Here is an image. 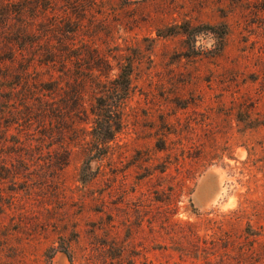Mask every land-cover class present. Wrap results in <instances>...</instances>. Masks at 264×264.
Segmentation results:
<instances>
[{
	"label": "rangeland",
	"instance_id": "rangeland-1",
	"mask_svg": "<svg viewBox=\"0 0 264 264\" xmlns=\"http://www.w3.org/2000/svg\"><path fill=\"white\" fill-rule=\"evenodd\" d=\"M66 36L88 112L133 65L104 145L41 86ZM0 114V264H264V0H0Z\"/></svg>",
	"mask_w": 264,
	"mask_h": 264
},
{
	"label": "trees",
	"instance_id": "trees-1",
	"mask_svg": "<svg viewBox=\"0 0 264 264\" xmlns=\"http://www.w3.org/2000/svg\"><path fill=\"white\" fill-rule=\"evenodd\" d=\"M28 33H17L16 37L12 40L15 42V40L17 41L19 37H21V42L25 40L24 42L27 45L32 46L36 42L31 38L25 39L26 37L32 36ZM59 39L57 43L58 45L60 43V47H58L56 42H51L50 46L52 49L49 50L50 53H53L50 62L55 73L52 75L51 80L42 81L41 86L43 89H47L54 94L65 97V119L68 124L64 125L63 130L74 132L77 129V122H85L88 120L89 123H91V130L89 132L92 136L91 140L97 145H104L109 140H112L122 127V114L120 108L122 102L127 98L131 87L133 65L131 62L121 65L120 72L116 78L109 81L99 80L95 84L97 86L94 85V94L92 95L93 104L90 112H88L85 98L88 93L87 87L89 86L84 78L79 75L81 66H79L78 63L82 59V54H73V51L78 47L75 48L70 46V43L65 40L68 39V36ZM70 62L76 64V75L73 74ZM3 107V117L8 123L6 125L9 127L11 124H9L10 122L7 119L14 114V106L13 103L9 101L7 104L5 103ZM43 110H48V108H39L40 112ZM50 112L53 113V117L48 120V126L58 130L60 124L59 118L62 112L58 107V100L52 101ZM28 121H30L29 118L26 120V123H31ZM13 122L20 123L19 120L14 119L11 123ZM40 126L43 128L47 127L46 122L43 123L42 121Z\"/></svg>",
	"mask_w": 264,
	"mask_h": 264
}]
</instances>
